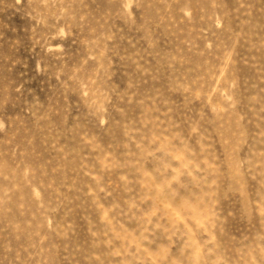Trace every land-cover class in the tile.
Wrapping results in <instances>:
<instances>
[{"label": "rangeland", "instance_id": "obj_1", "mask_svg": "<svg viewBox=\"0 0 264 264\" xmlns=\"http://www.w3.org/2000/svg\"><path fill=\"white\" fill-rule=\"evenodd\" d=\"M0 264H264V0H0Z\"/></svg>", "mask_w": 264, "mask_h": 264}]
</instances>
